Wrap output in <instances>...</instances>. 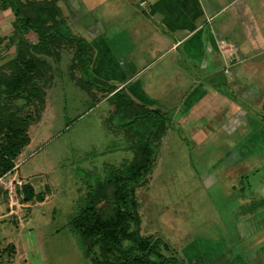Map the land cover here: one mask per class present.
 I'll list each match as a JSON object with an SVG mask.
<instances>
[{
  "label": "rangeland",
  "instance_id": "rangeland-1",
  "mask_svg": "<svg viewBox=\"0 0 264 264\" xmlns=\"http://www.w3.org/2000/svg\"><path fill=\"white\" fill-rule=\"evenodd\" d=\"M140 1L109 0L90 10L81 0H60L68 29L92 46L94 60L86 73L76 66L72 46L58 49L59 56L40 55L52 82L42 118L30 127V143L15 162L18 170L0 179V264H95L72 220L100 183L130 166L136 133L150 134L141 119L116 113L108 100L110 90L122 88V97L160 114L166 127L151 145L152 170L133 196L141 234L160 238L169 247L163 253L178 264H264V0H249L260 41L232 24L228 45L245 60L236 53L221 57L210 44L198 69L185 64L202 83L214 70L227 71L228 82L206 85L208 96L182 118L187 99L206 91L160 89L145 75L118 88L125 75L115 64L111 38L144 24ZM28 38L37 42L34 34ZM3 48L0 67L15 56V48L11 54V47ZM14 175L44 201L20 199L10 214L5 182ZM125 184L130 190L131 182Z\"/></svg>",
  "mask_w": 264,
  "mask_h": 264
},
{
  "label": "trees",
  "instance_id": "trees-1",
  "mask_svg": "<svg viewBox=\"0 0 264 264\" xmlns=\"http://www.w3.org/2000/svg\"><path fill=\"white\" fill-rule=\"evenodd\" d=\"M59 2L0 0V11L10 10L14 16L9 47H15L13 59L0 67V179L13 171L17 158L30 143V127L40 122L45 110L52 77L50 66L40 55L59 56L58 49L68 45L75 49L76 66L89 73L93 63L92 46L68 29ZM31 34L37 42L28 38ZM122 91L123 88L113 89L107 96L109 101L114 100L116 113L141 119L139 125L150 134L136 133V153L130 166L122 175H113L97 186L72 220V226L87 257L95 264H178L163 253L169 247L160 238L141 234V220L133 199L135 189L155 163L151 145L165 133V121L157 112L122 97ZM150 122L156 125L149 132ZM125 182H131L130 190ZM20 192L25 203L35 197L44 201L29 185H24ZM104 200L109 204L100 207Z\"/></svg>",
  "mask_w": 264,
  "mask_h": 264
},
{
  "label": "crops",
  "instance_id": "crops-1",
  "mask_svg": "<svg viewBox=\"0 0 264 264\" xmlns=\"http://www.w3.org/2000/svg\"><path fill=\"white\" fill-rule=\"evenodd\" d=\"M81 1L86 8L93 10L109 0ZM140 2L147 3L144 8L148 18L144 20V24H136L131 30L111 38L112 44L116 42L114 46L112 45L115 64L125 75L118 83L120 84L118 88L145 75L149 79L151 76V80L156 81L160 89L168 87L169 90L191 88L193 92L206 91L197 98L191 95L187 101L185 100L186 107L179 114L181 118L189 115L190 112H196L194 108L198 105L197 101L200 102L208 96L207 92L210 88L206 85L210 84L215 88L223 82H228L225 76L228 74L227 71L222 73L214 70L209 72L202 83L199 78L186 73L183 68L186 63L198 69L197 65H200V61L206 58L207 51L211 49L210 44L221 57L237 54L241 61L245 60L240 49L236 51L232 45H228L234 22L247 39L254 43L260 41L258 20L254 13L255 4L249 0H141ZM232 9L234 14L227 17L226 14ZM9 11H0L2 50H6L3 48L6 45L9 46V38L13 32L14 16ZM90 39L94 40L95 37L92 36ZM236 46L238 48V45ZM14 48L11 47L7 54H11ZM218 98L223 102L227 101L223 96ZM230 101L231 106L234 100ZM219 106L217 104L216 107Z\"/></svg>",
  "mask_w": 264,
  "mask_h": 264
},
{
  "label": "built area",
  "instance_id": "built-area-1",
  "mask_svg": "<svg viewBox=\"0 0 264 264\" xmlns=\"http://www.w3.org/2000/svg\"><path fill=\"white\" fill-rule=\"evenodd\" d=\"M146 5H147L146 2H141L142 7H145ZM18 168L19 165H15L12 172L14 171L16 172ZM5 184H7V188L10 192V200H9L10 214H13L15 212L14 206L18 204V201L20 199H24V195L20 192V188H22L25 184L21 179L17 178L16 175H14V177L8 183L5 182ZM14 197L16 198V200Z\"/></svg>",
  "mask_w": 264,
  "mask_h": 264
}]
</instances>
